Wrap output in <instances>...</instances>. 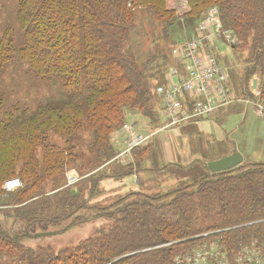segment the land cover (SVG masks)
Returning a JSON list of instances; mask_svg holds the SVG:
<instances>
[{
	"label": "trees",
	"instance_id": "16d2710c",
	"mask_svg": "<svg viewBox=\"0 0 264 264\" xmlns=\"http://www.w3.org/2000/svg\"><path fill=\"white\" fill-rule=\"evenodd\" d=\"M17 1V18L25 30L24 42L19 44L12 39L13 44L6 37L2 38L0 75L13 52L17 51L26 59L31 71L46 80L60 82L61 94L66 98V103L58 106L38 102L37 119L29 125L30 130H34L39 122L46 127L53 124L58 128L57 132L61 130L58 133L61 135L69 130L86 128L92 137L90 149L95 153L93 155L97 157L96 153H100L103 158L96 161V166L91 165L97 168L115 156L111 150L114 148L111 134L127 121L128 111L142 114L152 123L159 122L154 88L157 82L163 81L167 67L152 74L153 60L140 66L143 63L139 65L135 55L124 50L123 42L133 6L152 7L161 20H167L166 15L173 12L168 8V2L174 0ZM182 2L188 4L187 14L199 15L191 22L192 29L207 9L216 5L224 27L239 37L233 48L250 44L251 59L245 83L254 73L260 72L261 98L264 100V0ZM70 101L75 103H68ZM14 117L10 113L5 116L10 122ZM36 131L39 135L44 129L34 133ZM8 137L6 140V131L0 127V146L3 151L9 147L4 152L7 157L2 156L6 160L5 164L1 163L6 175L3 181L20 178L22 187L15 191L26 197L13 210L24 222L19 230L8 233L0 227V264H173L174 255L190 248L201 233L255 220L262 222L223 232L224 236L233 244V236H246L258 228L260 232L255 235L264 241V164L253 163L256 168L250 173L230 174L216 181H207L209 177H203L198 180L195 191L180 189L158 196L129 194L123 200L134 195L137 199L125 201L126 204L115 211L121 215L115 218L110 230H101L75 247L55 251L51 246L36 249L26 246L25 239L44 235L51 224L54 226L78 213L89 200H80V195L75 194L77 185H68L67 181L59 187L55 182L48 189L47 179L58 178V172L65 168L66 152L77 149L78 145L61 147L65 151L60 147H56V151L42 150L44 160L41 164L37 157L38 137L36 144H32L35 136L29 133H13ZM128 168L131 167L125 169ZM130 173L133 172L129 169L126 175ZM220 174L223 172L213 175ZM57 178L49 181H59ZM97 182L90 181V193ZM115 212L103 217H114ZM202 226H206V230ZM164 243L171 244L146 250ZM228 247L234 248L231 244Z\"/></svg>",
	"mask_w": 264,
	"mask_h": 264
},
{
	"label": "rangeland",
	"instance_id": "374dc122",
	"mask_svg": "<svg viewBox=\"0 0 264 264\" xmlns=\"http://www.w3.org/2000/svg\"><path fill=\"white\" fill-rule=\"evenodd\" d=\"M187 5L182 0L169 1L168 8L173 10L174 13L167 14V20H161L152 7L139 4L133 6L130 12L129 25H127L126 39L123 42L124 50L127 53L134 54L138 64L143 63V65L139 64L140 66H144L149 59L153 60L151 65L152 74L164 71L166 67L165 71H167L169 66L175 64V50L182 43L189 40L192 35L194 28L192 29L191 22L196 17H199V15L194 13L187 14ZM42 9L44 10L45 8L42 6ZM18 10L19 4L17 0H0V41L3 37H6L12 42V39H14L17 41L16 43L23 44L25 30L18 21ZM30 13L32 14V12ZM131 23L132 26H130ZM237 38L239 39L238 36ZM249 47L250 44L234 49L232 46L223 43L216 49L220 64H223L228 70L230 84L238 99L226 107V113L218 122L220 123V127L226 130L229 142L234 146V150L243 156L244 161L237 167L224 171L220 175H213L214 173H210L207 165L203 163L201 165V163L196 161L191 163L187 167V170V165L185 164V167L177 168L174 165H169L164 168L166 171H162L161 167L153 159L151 148L153 145L150 138L131 152L125 153L124 151L122 154L113 146L114 148L111 150L115 156L101 167L93 168L91 165L95 164L96 166V161H100L103 158H101L102 155L100 153H96L97 157L93 155L95 153H92L90 149L92 137L89 136L86 128L83 131L69 130L68 133L63 135L58 134L61 133V130L57 132L58 128H55L53 124H49L47 130V127L44 124H40V122L34 130L28 128L37 119L36 107L38 102L41 101L43 104L51 102L58 106L65 104L66 98L61 94L62 88L60 82L46 80L31 71L28 64H26V59L22 58L17 51H14L9 63L0 75V127L6 131V140L13 133L19 135L29 133L35 136L32 139V144H36V138L38 137L39 156L37 155V157L41 164H43L42 161L44 160L43 155H41L42 150L56 151V147H60L61 150L65 151L61 147L70 146L71 144L78 145L77 149L66 152L65 156H67V159H65L63 172L57 171L60 173L58 178L57 176H53L59 181L51 182L49 180L53 177H49L47 179L48 187L50 185L54 186L52 184L55 182H57L59 187V184L64 186V181H67V184L69 181H74L71 185H77L75 194L80 195V200H89L87 206L80 209L78 213L73 214L70 218L61 220L60 223L54 226L51 224L49 229L44 232V235L40 234L37 237L33 236L31 239H25L24 245L33 247L34 249L40 246H51L55 251L66 247H75L80 242L97 235L101 230L105 232L110 230L115 218L121 215L115 211L126 204L125 201L137 199L134 195L127 200H123L129 194L140 193L141 195L158 196L173 194L180 189L195 191L198 187V180L203 177H209L207 181H216L230 174L254 171L256 166H253L252 163L264 164V117L258 116L256 106L257 103H262L264 106V100L261 98L263 95L260 90L262 86L260 72L254 73L249 82L245 83L248 61L251 59ZM162 82H157V84H161ZM156 101L160 120L164 122L165 120L161 115V107L159 105L160 100L157 98ZM68 103L72 104L75 102L70 101ZM8 112L16 116L11 122L5 118L9 114ZM130 114L147 119V125L141 124L139 127H136V130L142 131L145 135H150L152 130L161 128L160 122L152 123L149 118L139 113ZM128 120L130 122L125 121L121 128L113 133L120 131L126 123L133 122V120ZM222 120L224 121L221 123ZM43 129L44 132L46 130L45 133L43 132L44 134L38 135L37 131L34 133L35 130ZM113 133L111 134L112 145ZM164 133L167 132H162L160 135ZM174 145L181 150L187 147L184 144L180 145V141H177ZM8 149L9 147H5L3 151L2 146H0V203L2 205L0 208V227L8 233H13L24 224L13 210L16 205L21 204L25 200L26 196L19 195L18 191L9 193L3 190L4 183L9 179L3 181V177L6 175L3 174L1 163H6V160L2 156L5 155L4 152ZM159 163L163 164V161L159 160ZM18 165H20V162ZM127 166L131 168L125 169ZM129 169L133 172L130 175L135 173L138 175V179L134 182L135 187L105 188L101 183L103 181L122 180V178L124 179L127 176L126 172ZM92 173L93 175L90 176ZM16 176L18 175L16 174ZM90 181H99L94 186L92 193L89 191L91 188ZM171 197H168V199ZM53 208L57 210L56 205H53ZM113 212H115L114 217H103V215ZM259 222L262 221L255 220L235 225L236 227L221 228L201 233L196 237V242H193L189 246L190 248L176 253L174 257L185 256L192 247L212 242H218L222 247L228 244L234 246L232 251L230 250L232 261L240 251L241 253L251 251L255 247L264 249V241H261L262 238L259 235H255V233L260 232L258 228H255L252 234L246 236L241 235L238 238L233 236V244L227 241L228 238H225L223 233L236 228L254 226ZM204 227L206 230V226H202V228ZM45 233H48V235ZM241 233L243 234V231ZM242 243L246 244L243 249L240 246ZM170 244L164 243L156 247L147 248L146 250L167 247Z\"/></svg>",
	"mask_w": 264,
	"mask_h": 264
},
{
	"label": "built area",
	"instance_id": "2783aa9c",
	"mask_svg": "<svg viewBox=\"0 0 264 264\" xmlns=\"http://www.w3.org/2000/svg\"><path fill=\"white\" fill-rule=\"evenodd\" d=\"M223 43L234 47L238 38L233 30L224 27L220 9L213 5L194 26L190 39L175 50V64L164 73L163 82L154 88L160 100L164 128L212 118L238 100L230 84L228 70L220 64L216 53ZM256 106L258 114L263 116L262 103ZM122 130L128 135L125 153L154 135L152 132L145 135L130 123H126ZM73 182L69 181L68 185ZM20 187L22 181L12 178L4 183L3 190L10 193ZM245 245L240 244L241 249ZM230 250L228 245L222 247L218 242L204 243L192 247L185 256L174 257L173 264H235V261L236 264H264V249L261 247L243 253L240 251L239 257L236 255L233 261Z\"/></svg>",
	"mask_w": 264,
	"mask_h": 264
},
{
	"label": "crops",
	"instance_id": "0c3cea01",
	"mask_svg": "<svg viewBox=\"0 0 264 264\" xmlns=\"http://www.w3.org/2000/svg\"><path fill=\"white\" fill-rule=\"evenodd\" d=\"M225 113L226 107L218 111L212 118L191 121L167 128H164L165 121L162 122L159 117L161 128L152 130L154 135L150 138L153 145L151 148L154 161L161 167L162 171H166L164 168L169 165H174L175 168L185 167L187 165V170V167L191 163H194V161L201 163V165L205 164L208 166V162L231 155L235 148L229 142L226 130L220 127V123L218 122L223 118ZM258 116L261 118L264 117V115L260 116L259 114ZM128 119L133 120L130 124L134 125L135 128L139 127L141 124H148L147 119L133 116V114L130 113L127 114V121H129ZM224 120H222L221 123ZM137 131L142 132L140 130ZM162 132L167 133L160 135ZM127 137L128 135L122 129L113 133V145L120 154L126 149L125 142ZM177 141H180V145L184 144L187 145V147L181 150L174 145ZM159 160H162L163 164H160ZM137 177L138 175L135 173L127 175L124 179L122 178V180L118 179L116 181L100 182L105 188L135 187L136 185L134 182L138 179Z\"/></svg>",
	"mask_w": 264,
	"mask_h": 264
},
{
	"label": "water",
	"instance_id": "95a60500",
	"mask_svg": "<svg viewBox=\"0 0 264 264\" xmlns=\"http://www.w3.org/2000/svg\"><path fill=\"white\" fill-rule=\"evenodd\" d=\"M243 163V156L234 150L231 155L225 156L219 160L208 162V167L212 173L231 170Z\"/></svg>",
	"mask_w": 264,
	"mask_h": 264
},
{
	"label": "bare ground",
	"instance_id": "6f19581e",
	"mask_svg": "<svg viewBox=\"0 0 264 264\" xmlns=\"http://www.w3.org/2000/svg\"><path fill=\"white\" fill-rule=\"evenodd\" d=\"M244 162V161H243Z\"/></svg>",
	"mask_w": 264,
	"mask_h": 264
}]
</instances>
